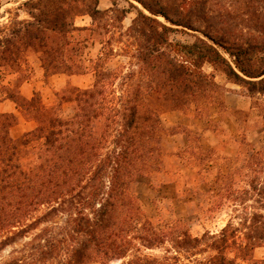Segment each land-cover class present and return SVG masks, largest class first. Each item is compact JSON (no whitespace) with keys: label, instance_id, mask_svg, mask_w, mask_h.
Wrapping results in <instances>:
<instances>
[{"label":"trees","instance_id":"16d2710c","mask_svg":"<svg viewBox=\"0 0 264 264\" xmlns=\"http://www.w3.org/2000/svg\"><path fill=\"white\" fill-rule=\"evenodd\" d=\"M137 1L150 14L137 8L127 28L135 47L127 72L105 66L104 52L90 59L93 85L66 84L53 105L38 93L26 99L19 88H4V97L37 125L14 137L19 117L0 113V256L10 249L0 264H264L253 256L264 247V147L242 141L240 165L227 172L218 168L208 182L203 171L212 161L210 151L189 142L169 152L166 137L190 134L161 120L166 110L217 102L222 87L213 72H205L206 64L251 96H264V0H237L222 12L208 0H183L174 3L172 15L169 0L158 8ZM99 3L30 0L39 13L29 12L33 21L20 22L12 37L0 40V68L20 65L27 49L35 48L46 74L84 73L82 63L69 64L75 55L69 35L93 31L97 17L112 13L116 4L112 0L102 10ZM78 9L83 11L76 16L92 17L91 27L72 22ZM183 29L202 36L171 39ZM68 103L74 112L64 117ZM180 163L196 176L180 179ZM139 177L152 188L173 184L190 216H213L229 207V219L196 236L182 219L148 218L137 192Z\"/></svg>","mask_w":264,"mask_h":264},{"label":"rangeland","instance_id":"374dc122","mask_svg":"<svg viewBox=\"0 0 264 264\" xmlns=\"http://www.w3.org/2000/svg\"><path fill=\"white\" fill-rule=\"evenodd\" d=\"M29 1L0 0L1 41H4L6 37H12L10 31L18 28L20 22L34 20L29 12L34 11L37 13L38 11L33 10L32 6L27 4ZM100 1L102 3L101 6H105L106 3L112 4V0ZM146 1L155 8H158L160 3L166 0ZM182 1L169 0V2H173L169 3L172 6L167 7L171 15L176 6L175 4H179ZM236 1L208 0V5L216 11L222 12L232 9L233 6L236 7L238 4ZM115 3L112 13L107 16L97 17L93 31H74L69 35V48L73 47L75 54L73 61H69V64L80 62L84 66L92 67V63L89 60L96 58L94 57L95 52L102 46L107 55V59L103 60L105 66L110 69L120 66L125 72L131 68L134 60L130 55L135 51V47L133 39L127 35V28L137 16V8L143 9L147 14H150V12L144 9L137 0H115ZM79 10L83 11V9H78L73 10L71 13L73 17L72 22L74 20V23L75 18L78 16L75 13ZM125 11L127 13L124 14L123 12ZM158 19L166 22L162 16H159ZM183 30L185 31L171 33V39L193 42L197 36H202L200 32L195 30ZM58 46H61L60 43ZM37 53L40 54L35 48H28L23 55L20 65L13 68H0V98L7 96L8 92L4 88H12V91H16L20 84L30 77L29 61L34 60ZM204 70L207 73L213 72L216 75V81L222 87L217 102L210 103L207 106L192 104L185 112L176 110L181 115L188 117L181 120H174L165 116L166 113L175 111L166 110L162 112L161 120L165 127L176 128L177 126H183L187 128L186 132L190 134L189 138L186 133H177L174 136L166 137L165 145L169 152L181 151L189 142H192L191 145L193 146L200 145L203 150L210 151L212 161L207 164L208 166L206 171H203V176L208 182H212L218 168H222L227 172L240 165L238 154L239 150L244 147L242 141L251 143L258 149L264 147V96L258 93L251 96L246 88L228 82L226 75L220 69H214L210 64H206ZM15 74L17 79L13 83H7L8 78H12ZM59 91L62 92V89ZM37 95L42 99L44 104H47L40 93ZM54 103L47 105H53ZM73 112L71 104H64L62 112L64 117H70ZM22 117L33 120L27 114L22 115ZM194 119H200V121L198 122ZM201 126H206V137H201L200 135ZM179 130L176 128V131ZM12 135L18 137L13 133ZM226 152L228 155H226ZM178 165L182 167V171L179 174L180 179L196 176L195 171L191 170L185 163ZM136 187L143 213L146 217L158 218L161 216L163 219H182L187 222L191 233L196 236L201 235L206 230L216 231L220 229L226 224L231 213V209L225 207L213 216L206 215L204 212L190 216L186 213L183 199L178 195V191L173 184H161L152 188L147 178L139 177ZM9 250V248L5 250L1 256L5 255ZM253 256L254 260L257 261L264 259V247L256 248ZM240 264L254 263L251 261H240Z\"/></svg>","mask_w":264,"mask_h":264},{"label":"crops","instance_id":"0c3cea01","mask_svg":"<svg viewBox=\"0 0 264 264\" xmlns=\"http://www.w3.org/2000/svg\"><path fill=\"white\" fill-rule=\"evenodd\" d=\"M100 1L99 8L102 10L109 9L112 4H105L101 6ZM93 24V19L89 14L78 15L75 18V25L80 28H89ZM104 54V48H99L95 52L94 57H98ZM90 62V60H89ZM30 65V77L25 79L19 86L20 95L26 99H31L35 93H40L44 102L51 104L55 102L57 96V91L66 84H71L79 88H89L93 85L95 80V74L91 67H88L84 73L80 74H65V73H55L46 74L43 67V62L40 54H35V59L29 61ZM87 67V66H86ZM8 76V75H7ZM16 74L12 78H8V82H14L16 80ZM0 113H15L19 117L18 123L12 127L11 132L16 136H21L26 132L33 130L36 127V122L32 119H26L22 117L20 111L16 107L14 101L9 98H0ZM165 116L170 117V119L181 120L182 118H188L180 113L173 111L171 113H166ZM193 120V119H192ZM200 121V119H194ZM206 126H201L200 135L207 136ZM203 143V142H202ZM226 155L227 152H226Z\"/></svg>","mask_w":264,"mask_h":264}]
</instances>
